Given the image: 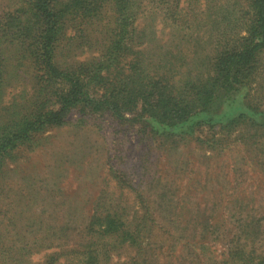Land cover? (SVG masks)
<instances>
[{
  "label": "trees",
  "instance_id": "1",
  "mask_svg": "<svg viewBox=\"0 0 264 264\" xmlns=\"http://www.w3.org/2000/svg\"><path fill=\"white\" fill-rule=\"evenodd\" d=\"M201 1L188 0L186 7L181 0L161 1L163 30L171 27L173 33L164 42L154 15L149 23L141 22L152 0H7L0 14V170L15 159L18 148L65 126L75 112L81 118L108 115L120 124L138 125L141 134L166 139L185 140L204 127L219 126L224 138H213L216 150H226L233 141L257 144L264 132V0H244L235 19L230 18L233 10L210 4L202 9ZM226 20H236V32H221L218 38ZM204 27L215 32L214 48L201 55ZM13 78H27L31 91L12 92ZM230 102L235 107L228 111ZM243 126L252 136L231 140ZM112 175V195L135 191L123 174ZM119 198L100 200L77 244L68 234L73 233L71 219L67 230H54L44 229L45 221L37 217V249L59 247L48 254L47 264H176V255L188 256L189 264H264V218L256 221L246 214L239 219L217 260L204 233L199 232L197 244L188 239L198 236L189 237L179 224L156 233L157 227L149 226V210L129 214ZM181 201L169 223L183 218ZM11 250L0 247V258Z\"/></svg>",
  "mask_w": 264,
  "mask_h": 264
},
{
  "label": "rangeland",
  "instance_id": "2",
  "mask_svg": "<svg viewBox=\"0 0 264 264\" xmlns=\"http://www.w3.org/2000/svg\"><path fill=\"white\" fill-rule=\"evenodd\" d=\"M161 1L146 3L141 22L149 23L154 15L152 21L155 20L160 37L168 42L173 39V33L171 27L163 30ZM208 4L217 5L222 11L233 10L231 19L238 17L245 7L244 0H202L201 8L206 9ZM181 5L186 7L188 0H181ZM5 8L7 0H0V14ZM235 22L226 20L220 24L218 38L221 32L233 35ZM192 31L197 34L198 30ZM182 34L190 36L191 32L183 30ZM212 35L215 32L210 27L202 29L201 55L212 52ZM208 70L209 66L206 72ZM9 82L14 93L21 89L31 91L32 84L27 78L20 81L13 78ZM234 107L230 102L226 110H234ZM243 127L242 132L230 139L252 136L253 131ZM138 128V125L120 124L108 115L81 118L75 112L65 126L52 129L39 138L36 136L31 144L18 148L15 159L7 161L0 170V247L12 248L9 256H1L0 263L20 260V264H47L48 254L59 247L37 249L40 239L37 217L45 221L44 229L54 230L66 229L71 219L73 224L69 229L73 233L68 234L72 244H77L80 231L107 195L120 197L122 207L130 211L143 214L149 210L153 221L149 226H156V233L172 230L170 226L179 224L180 228L189 230V237L198 236L194 241L188 239L189 244L201 242L199 237L204 233V241L215 251L217 260L227 251L239 219H245L247 214L253 215L256 221L263 220L264 132L257 135V144L245 146L233 141L223 151L216 150L211 143L213 138H224L219 126L215 129L204 127L185 140L144 135ZM200 139L209 142L203 143ZM113 172L123 174L135 191L126 194L124 189L123 195L116 191L112 195L114 190L109 186L115 183ZM159 195L161 200L157 199ZM180 200L184 216L175 220L177 224L169 223L173 222L170 216L177 213ZM137 201H141L139 209ZM132 211L129 214L135 213ZM216 237L218 240L213 242ZM20 248L25 251L19 252ZM211 256L214 258L213 254L206 255L207 258ZM125 258L115 257L119 262ZM175 260L176 264L191 263L188 256L181 259V255H176Z\"/></svg>",
  "mask_w": 264,
  "mask_h": 264
}]
</instances>
